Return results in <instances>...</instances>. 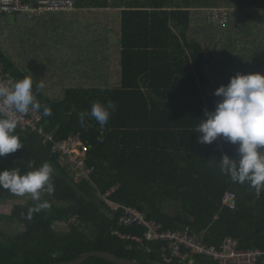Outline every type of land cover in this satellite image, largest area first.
I'll return each mask as SVG.
<instances>
[{
  "label": "trees",
  "instance_id": "trees-1",
  "mask_svg": "<svg viewBox=\"0 0 264 264\" xmlns=\"http://www.w3.org/2000/svg\"><path fill=\"white\" fill-rule=\"evenodd\" d=\"M139 1L112 23L100 24L116 34L117 44L110 45L115 64L81 66L71 75L63 74V30L51 23L72 11L33 20L15 14L11 25L7 15L0 17L4 72L16 80L31 78L34 91L44 85L37 100L52 110L42 116L44 131L56 141L78 136L87 146V169L92 168L88 180H73L72 167L49 144L15 129L23 147L0 162L22 163L23 173L50 163L55 191L42 194L49 208L30 219L31 199L0 215V223L20 228L0 229V264H56L93 251L164 264L158 261L160 243L141 247L113 235L116 230L141 237L144 227L119 226L121 211L106 201L135 208L164 230L188 227L209 246L218 248L231 238L239 250L260 251L256 264H264V190L233 183L220 172L216 161L224 154L238 158L237 146L219 137L201 145L194 132L205 110L214 111L221 100L214 95L218 87L236 73L264 75V0ZM221 10L225 20L215 21L211 14ZM109 101L117 107L103 128L87 117V126H81L79 113ZM227 191L237 196L234 209L221 204ZM11 196L0 189V199ZM191 261L218 264L203 256ZM82 264L113 263L92 257Z\"/></svg>",
  "mask_w": 264,
  "mask_h": 264
},
{
  "label": "clouds",
  "instance_id": "clouds-1",
  "mask_svg": "<svg viewBox=\"0 0 264 264\" xmlns=\"http://www.w3.org/2000/svg\"><path fill=\"white\" fill-rule=\"evenodd\" d=\"M44 88L42 83L33 90L29 77L11 83L0 81V157L23 147L15 129L21 117L36 112L43 117L52 115L49 106L37 100ZM214 95L221 97L214 111L204 112V117L194 132L201 145L212 144L217 138L237 146L238 158L224 154L216 161L220 172L231 182L247 184L257 192L264 190V75L236 73L227 85L218 87ZM116 104L94 102L90 110L79 113L82 127L86 117L94 119L103 128L116 110ZM54 168L45 162L39 168L21 174L19 168L0 171V189L10 191L19 198H30L34 207L29 208L28 218L49 208L42 202V194H53Z\"/></svg>",
  "mask_w": 264,
  "mask_h": 264
},
{
  "label": "built area",
  "instance_id": "built-area-1",
  "mask_svg": "<svg viewBox=\"0 0 264 264\" xmlns=\"http://www.w3.org/2000/svg\"><path fill=\"white\" fill-rule=\"evenodd\" d=\"M75 8L74 0H0V17L6 15H23L28 20L51 12H68ZM215 21L223 22L226 12L215 11L212 14ZM0 81L11 83L16 81L11 75L4 72L0 64ZM18 127L42 139L49 144L50 150L57 153L65 162L74 169L76 181L89 179V171L85 163L87 146L78 136L69 137L62 141L54 140L53 136L46 133L42 125L41 113L33 112L20 118ZM106 203L113 211H121L118 225L132 227L135 225L144 227L141 237L121 234L114 230L113 235L120 239L131 240L139 246L147 243H160V257L158 261L170 264L174 260L192 263L193 256H203L218 264H256L262 253L258 250H239L237 241L227 238L218 248L207 245L195 232L186 227L182 230H164L160 224L147 220L143 212L132 207H124L117 204ZM223 207L234 209L237 204V196L234 192L227 191L221 199Z\"/></svg>",
  "mask_w": 264,
  "mask_h": 264
},
{
  "label": "crops",
  "instance_id": "crops-1",
  "mask_svg": "<svg viewBox=\"0 0 264 264\" xmlns=\"http://www.w3.org/2000/svg\"><path fill=\"white\" fill-rule=\"evenodd\" d=\"M132 3L139 4L141 1L74 0L75 8L72 12L64 13L63 18L58 20L54 19L51 24H59L63 30V74L71 75L73 71L83 70L81 66L115 64L116 57L110 45L117 44L116 34L110 32L108 27V31L102 30L100 24L106 19V25L112 23L118 18V12L127 9ZM105 38L109 40L107 44L106 41L101 42ZM92 39H96L95 44L90 42ZM105 44L107 50L103 51Z\"/></svg>",
  "mask_w": 264,
  "mask_h": 264
},
{
  "label": "rangeland",
  "instance_id": "rangeland-1",
  "mask_svg": "<svg viewBox=\"0 0 264 264\" xmlns=\"http://www.w3.org/2000/svg\"><path fill=\"white\" fill-rule=\"evenodd\" d=\"M7 23H9L10 25L11 24H14L15 22V19L13 17V15H7ZM8 161V162H6ZM6 162V163H4ZM3 163V164H1ZM3 165V167H2ZM67 165L70 167V164L67 163ZM14 168H19L21 174H23V164L22 163H19V162H16L15 160H12V159H4V161H1L0 162V171H3V170H10V169H14ZM73 169V168H72ZM69 174L71 175V178L73 180H77L75 175H74V169L71 170L69 169ZM30 198H19V197H16L15 195L12 194L11 198L10 199H7V200H2L0 199V215L1 214H5V213H9V211L17 204H25ZM61 230H64V227H59ZM0 229L1 230H4V231H17V230H20V228L18 227H15L14 225L13 226H8L6 224H2L0 223Z\"/></svg>",
  "mask_w": 264,
  "mask_h": 264
},
{
  "label": "water",
  "instance_id": "water-1",
  "mask_svg": "<svg viewBox=\"0 0 264 264\" xmlns=\"http://www.w3.org/2000/svg\"><path fill=\"white\" fill-rule=\"evenodd\" d=\"M92 257L101 258L113 264H137L134 261L127 260V259H121V258L116 257L115 255H112L106 252H100V251L87 252V253L82 254L79 258H77L74 261L61 262V263H56V264H82L87 259L92 258Z\"/></svg>",
  "mask_w": 264,
  "mask_h": 264
}]
</instances>
